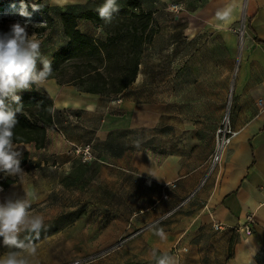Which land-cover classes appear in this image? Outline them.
Returning a JSON list of instances; mask_svg holds the SVG:
<instances>
[{
  "label": "crops",
  "instance_id": "0c3cea01",
  "mask_svg": "<svg viewBox=\"0 0 264 264\" xmlns=\"http://www.w3.org/2000/svg\"><path fill=\"white\" fill-rule=\"evenodd\" d=\"M137 1L156 22L163 13L189 22L182 45L194 50L181 53V81L173 51L157 53L165 74L151 72L150 119H128L136 100L127 91L109 99L56 80H47L46 90L35 87L54 103V127L44 148L18 144L24 172L0 173V200L27 195L29 214L44 216L33 241L39 264H155L154 251L178 264H264V0ZM172 5L181 11L171 12ZM243 23L239 49L232 29L240 32ZM208 67L218 78L210 85ZM140 68L134 88L145 78ZM230 94L235 135L210 172ZM86 146L93 159L85 163L76 148ZM7 180L11 185L2 186ZM215 223L225 230L215 231ZM161 229L164 238L155 234ZM6 251L0 242V255Z\"/></svg>",
  "mask_w": 264,
  "mask_h": 264
},
{
  "label": "trees",
  "instance_id": "16d2710c",
  "mask_svg": "<svg viewBox=\"0 0 264 264\" xmlns=\"http://www.w3.org/2000/svg\"><path fill=\"white\" fill-rule=\"evenodd\" d=\"M132 14L127 18L113 15L105 22L94 11L79 17L72 11L61 15L63 34L68 40L66 47L57 51L52 60V74L48 80L59 85L78 84L82 92L103 97L120 96L135 83L145 48L154 39V13L145 12L137 0H130ZM85 20L103 29L106 41H97L78 29V20ZM75 68L73 75H65ZM67 78L66 81L63 80ZM17 93L22 107L18 113V124L14 129L17 144H34L44 148L47 132L54 127L52 99L35 89ZM6 103H12L6 99ZM22 166V165H21ZM12 181L2 182L9 187Z\"/></svg>",
  "mask_w": 264,
  "mask_h": 264
},
{
  "label": "clouds",
  "instance_id": "9594fccd",
  "mask_svg": "<svg viewBox=\"0 0 264 264\" xmlns=\"http://www.w3.org/2000/svg\"><path fill=\"white\" fill-rule=\"evenodd\" d=\"M40 9L39 4H33L34 11ZM96 11L102 20L110 22L113 14L120 11L118 0H104ZM19 14L25 17L24 23L17 21L10 26L9 32L0 33V173L5 177H19L24 172L21 167L23 153L14 132L22 107L17 93L32 90L33 86L46 90L45 82L53 71L52 61L41 52V42L34 33L28 34L31 19L26 5L21 4ZM8 98L12 103H6ZM3 191L0 187V192ZM31 207L32 200L27 195L21 197L12 193L0 200V242L8 249L0 255V264H39L33 241L40 239L45 218L39 214L30 215ZM155 234L161 238L165 236L162 229ZM153 257L155 264H178L168 253L157 256L154 251Z\"/></svg>",
  "mask_w": 264,
  "mask_h": 264
},
{
  "label": "rangeland",
  "instance_id": "374dc122",
  "mask_svg": "<svg viewBox=\"0 0 264 264\" xmlns=\"http://www.w3.org/2000/svg\"><path fill=\"white\" fill-rule=\"evenodd\" d=\"M130 0H118V4L120 6V11L118 13H114L113 15L119 16L122 18H127L132 14V10L128 7V2ZM104 0H0V33H7L10 31V26L17 21L20 23H24L25 17H22L20 12L21 4L27 6V12L30 13L31 23L27 28L28 34H35V37L41 42V52L44 56L49 58L51 61L57 51L66 47L68 44V40L65 38L63 34V26L61 23V15L68 11H72L76 14L77 17L86 13L88 11H96ZM37 3L41 6L42 9L38 11L33 10V4ZM164 16L159 18V21L156 22L154 19L153 28H154V39L153 42L145 48V52L142 58L143 72L145 73V78L141 85L134 88L133 86L130 90H127L125 93L129 98L135 101V107L133 109H129L126 111V116L128 119H150V111H149V80L151 76V72L155 75L156 69L158 70V78H164L165 72V58L163 55H157L159 52H163L170 48L169 52L174 53L173 64H174V79L181 81V77L178 73H176V69L181 67L182 59L181 53L182 51H186L192 53L194 48L190 46L187 48L182 45V37L186 35V31L188 30L189 22H178L175 23L174 14L170 16ZM33 25H36L35 27ZM78 29L83 33L88 35L89 37L97 40V41H106L107 34L103 29L98 28L95 24L91 22H87L85 20H78ZM193 29L197 28L193 27ZM236 31V35L239 40V49L242 44L243 34L241 31L239 32L238 27L232 29ZM208 33H205L207 36ZM189 36L196 35L195 32H190ZM184 47V48H182ZM186 49V50H185ZM42 67V66H41ZM141 67V66H140ZM238 67V62L236 63L233 74L230 78V86H232L236 70ZM141 68H139L140 70ZM75 68H69L65 75H73ZM217 73L212 67H208L206 70V83L210 85L215 82L218 78L216 77ZM155 79V76H152ZM63 80L66 81L67 78ZM160 80V79H159ZM65 86H74L82 92V87L78 84L71 85L67 84ZM84 93V92H83ZM175 94L179 95V91H175ZM103 97V96H101ZM107 98V97H104ZM116 98L118 96L109 97V99ZM119 102V101H118ZM231 94L229 95L228 101L224 107V115L223 122L229 119V114L231 110ZM175 119H181L182 108L175 107L174 108ZM73 116V115H72ZM72 119H77L74 116ZM162 119H165V111L164 108L162 110ZM212 157L214 156V153ZM209 155V153H206ZM212 162V159H211ZM211 165V163H210ZM112 203L117 204L116 200L111 201Z\"/></svg>",
  "mask_w": 264,
  "mask_h": 264
},
{
  "label": "built area",
  "instance_id": "2783aa9c",
  "mask_svg": "<svg viewBox=\"0 0 264 264\" xmlns=\"http://www.w3.org/2000/svg\"><path fill=\"white\" fill-rule=\"evenodd\" d=\"M170 11L174 12V13H178L181 11V6L179 5H172L170 7ZM245 23H243V29L241 30V33H244V29H245ZM74 116H70V118L72 119ZM76 120V119H74ZM235 134L233 133V131L230 129V125H229V119H227V121L223 122L222 126L220 127V129L217 132V142H218V147H217V151L215 152L214 156L212 157V163H211V170L210 172H212L216 166H218L222 160V154L224 152V149L227 147V145L230 142V139L234 136ZM76 154L81 158V160L83 162H89L93 159V155H92V150L90 146H86L84 148H76ZM205 181L202 182V185H204ZM3 188V187H2ZM4 190V188H3ZM4 192V191H3ZM2 192H0L1 194ZM194 196V195H192ZM191 196V197H192ZM186 202V201H185ZM253 224H255V220L254 217H248L247 221L245 223L246 229L248 234L250 235L252 233V226ZM226 226L221 224V223H215L213 225V229L215 231H223L225 230ZM86 261H76L74 263L71 264H82L85 263Z\"/></svg>",
  "mask_w": 264,
  "mask_h": 264
}]
</instances>
